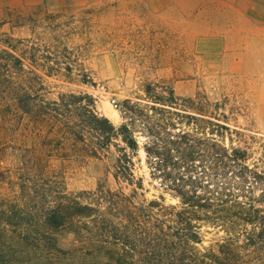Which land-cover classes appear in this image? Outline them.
I'll return each instance as SVG.
<instances>
[{
	"label": "trees",
	"instance_id": "16d2710c",
	"mask_svg": "<svg viewBox=\"0 0 264 264\" xmlns=\"http://www.w3.org/2000/svg\"><path fill=\"white\" fill-rule=\"evenodd\" d=\"M0 40L7 44L0 49V115L27 131L12 147L17 164L0 193V264H264V172L243 165L247 151L225 147L230 129L205 119L202 102L148 84L146 104L125 100L124 122L114 126L89 95L46 100L42 76L26 66L37 64L36 49L18 54L28 41ZM65 70L70 78L71 67ZM111 145L115 181L129 193L100 185L73 195L50 170L61 149L97 158ZM141 151L151 178L177 204L163 196L138 200ZM205 225L224 236L201 250ZM64 233L74 237L67 249L59 245Z\"/></svg>",
	"mask_w": 264,
	"mask_h": 264
},
{
	"label": "rangeland",
	"instance_id": "374dc122",
	"mask_svg": "<svg viewBox=\"0 0 264 264\" xmlns=\"http://www.w3.org/2000/svg\"><path fill=\"white\" fill-rule=\"evenodd\" d=\"M243 6V0H0V35L5 34L0 39L14 45L28 41L18 45V54L36 49L37 64L31 67L27 60L26 66L42 76L40 93L46 100L89 95L97 113L114 126L124 122L120 105L125 100L146 104L148 84L173 90L181 100L202 102L205 119H218L230 129L225 147L247 151L243 165L264 172V61L240 54ZM4 45L0 40V49ZM68 66L70 78L65 77ZM15 121L0 115L2 194L18 160L12 147L27 134ZM72 155L61 149L49 163L68 193L93 192L100 185L130 192L115 181V146L97 158ZM140 158L135 159L136 175L143 178L138 200L163 196L167 204H177L151 178L143 151ZM201 232V250L224 236L209 225ZM73 243L71 234L60 236L61 248Z\"/></svg>",
	"mask_w": 264,
	"mask_h": 264
},
{
	"label": "crops",
	"instance_id": "0c3cea01",
	"mask_svg": "<svg viewBox=\"0 0 264 264\" xmlns=\"http://www.w3.org/2000/svg\"><path fill=\"white\" fill-rule=\"evenodd\" d=\"M243 1L240 13L245 26L239 29L240 54L256 55V60L264 61V0Z\"/></svg>",
	"mask_w": 264,
	"mask_h": 264
}]
</instances>
